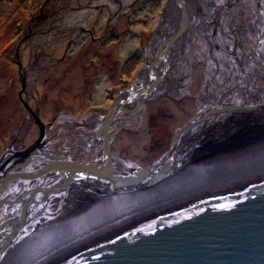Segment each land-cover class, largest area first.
<instances>
[{
	"label": "bare ground",
	"instance_id": "6f19581e",
	"mask_svg": "<svg viewBox=\"0 0 264 264\" xmlns=\"http://www.w3.org/2000/svg\"><path fill=\"white\" fill-rule=\"evenodd\" d=\"M253 1L260 14L259 43L253 46L252 58L259 62L264 74V0ZM231 3L212 1L210 8L216 9V26L213 31L203 32L216 65L213 77L210 76L214 90L203 97V106L187 123L192 125L178 130L168 149L157 151L152 167L132 173L135 167L125 163L126 159L116 150L117 126L141 118L147 101L165 95L161 87L179 74L181 68L176 66L181 67L182 56L191 51L179 41L187 33L181 16L184 0L166 2L156 32V35L165 32L168 37H158L161 47L145 43L147 54L154 49L156 60L158 55L166 61L163 66L161 63L155 66L147 57L141 67L148 73V80L151 76L155 79L153 87L146 85L140 91L139 86L143 85L140 75L133 89L118 98V103L125 100L118 113H112L108 119L110 109L101 117L96 112L99 118L90 126L94 138L82 140L84 148L89 146L87 153L80 157L74 155V149L71 156H62L54 147V151H44L49 158H39L35 148L29 147L28 154L12 158L4 165L10 168L9 182L0 191V264H59L121 232L125 225L150 219L152 212L168 213L171 208L264 182V85L255 81L243 65L239 48L231 44L226 25ZM232 13L236 16V12ZM194 22L195 26L203 24L199 19ZM221 67L226 68V75ZM152 114L148 113L147 124H155L163 112ZM45 128L48 130L50 125ZM60 129L59 137L52 139H67L72 145L79 136L69 132L70 127ZM71 147L79 148V144ZM1 173L2 170L0 176ZM114 185H120L121 193L116 192ZM122 194L129 205L123 204ZM57 203V211L51 214Z\"/></svg>",
	"mask_w": 264,
	"mask_h": 264
},
{
	"label": "rangeland",
	"instance_id": "374dc122",
	"mask_svg": "<svg viewBox=\"0 0 264 264\" xmlns=\"http://www.w3.org/2000/svg\"><path fill=\"white\" fill-rule=\"evenodd\" d=\"M229 1L226 25L231 44L239 48L243 65L255 81L264 85L259 62L252 58L260 12L253 0ZM164 10V0H0V183L10 168L4 165L25 155L30 146L39 158H49L46 149L65 145V141L52 139L59 137L62 126L79 135L72 145L61 148L62 156H69L74 149V155L87 153L89 146L84 148L82 140L93 138L90 126L99 118L96 112L100 117L105 115L116 98L133 89L131 82L140 75V91L146 85L153 87L155 79L151 76L148 80V73L141 67L147 57L152 65L156 63L154 49L147 54L145 43L158 48L159 38L167 37L165 32L156 35ZM203 32L193 27L179 38L192 52L184 53L181 67L176 66L181 68L180 75L161 87L165 95L148 100L137 121L117 126V153L134 169L152 164L158 150L168 149L177 131L198 114L203 97L214 90L210 76L216 65ZM221 68L226 75V68ZM25 102L50 125L48 130L42 133ZM160 111L163 114L156 123L147 124L148 113ZM54 122L58 125L52 126ZM75 144L79 148L71 147ZM114 186L121 193L120 185ZM121 196L127 201L124 194ZM58 205L47 212L57 211ZM141 221L144 218L136 222Z\"/></svg>",
	"mask_w": 264,
	"mask_h": 264
},
{
	"label": "water",
	"instance_id": "95a60500",
	"mask_svg": "<svg viewBox=\"0 0 264 264\" xmlns=\"http://www.w3.org/2000/svg\"><path fill=\"white\" fill-rule=\"evenodd\" d=\"M157 57L155 66H163L166 61ZM136 80H132L131 86ZM121 102L116 98L108 119L120 111ZM29 109L43 133L46 123ZM152 166H140L132 173ZM7 177L5 174L0 191L9 182ZM59 264H264V182L125 225L121 232Z\"/></svg>",
	"mask_w": 264,
	"mask_h": 264
},
{
	"label": "flooded vegetation",
	"instance_id": "af4514ba",
	"mask_svg": "<svg viewBox=\"0 0 264 264\" xmlns=\"http://www.w3.org/2000/svg\"><path fill=\"white\" fill-rule=\"evenodd\" d=\"M184 1L186 2V4L183 6L184 8L182 9L181 16L183 17L182 22L186 24L187 26V28H185L186 32H188L193 27H200L201 29H204L205 31H209V30L213 31L211 29H213V27L216 26V21L214 20L216 16V9L210 8L213 0H184ZM166 2L167 0H164V8L166 6ZM189 3H190V6H189ZM195 19H199L200 22L203 23L202 26H195L194 25ZM86 130L88 131L90 129L86 128ZM92 135L93 133L90 134L91 137ZM67 144H69V141H67L66 139L65 145ZM65 145L59 148L56 147L55 151L60 150L61 152V148H65ZM53 148L51 149V151H54Z\"/></svg>",
	"mask_w": 264,
	"mask_h": 264
},
{
	"label": "trees",
	"instance_id": "16d2710c",
	"mask_svg": "<svg viewBox=\"0 0 264 264\" xmlns=\"http://www.w3.org/2000/svg\"><path fill=\"white\" fill-rule=\"evenodd\" d=\"M8 47V46H7ZM154 148V147H153Z\"/></svg>",
	"mask_w": 264,
	"mask_h": 264
}]
</instances>
